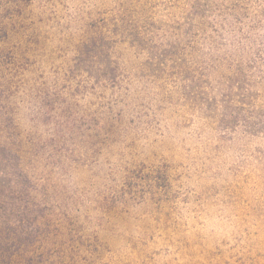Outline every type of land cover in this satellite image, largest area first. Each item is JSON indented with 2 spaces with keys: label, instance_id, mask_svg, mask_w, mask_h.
I'll use <instances>...</instances> for the list:
<instances>
[{
  "label": "rangeland",
  "instance_id": "374dc122",
  "mask_svg": "<svg viewBox=\"0 0 264 264\" xmlns=\"http://www.w3.org/2000/svg\"><path fill=\"white\" fill-rule=\"evenodd\" d=\"M21 262L264 264V0H0Z\"/></svg>",
  "mask_w": 264,
  "mask_h": 264
},
{
  "label": "trees",
  "instance_id": "16d2710c",
  "mask_svg": "<svg viewBox=\"0 0 264 264\" xmlns=\"http://www.w3.org/2000/svg\"><path fill=\"white\" fill-rule=\"evenodd\" d=\"M185 32H187V33H185L186 34V38H187V40H188V38H189V34L190 33H188V30L187 31H185ZM14 264H28V263H24V262H21V263H14Z\"/></svg>",
  "mask_w": 264,
  "mask_h": 264
}]
</instances>
